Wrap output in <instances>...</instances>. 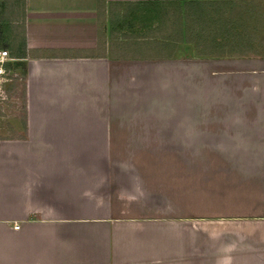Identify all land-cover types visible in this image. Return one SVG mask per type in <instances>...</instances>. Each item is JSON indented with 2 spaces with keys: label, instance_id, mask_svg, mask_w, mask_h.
I'll return each instance as SVG.
<instances>
[{
  "label": "crops",
  "instance_id": "crops-1",
  "mask_svg": "<svg viewBox=\"0 0 264 264\" xmlns=\"http://www.w3.org/2000/svg\"><path fill=\"white\" fill-rule=\"evenodd\" d=\"M121 3L234 8L196 42ZM19 4L0 264H264V0Z\"/></svg>",
  "mask_w": 264,
  "mask_h": 264
},
{
  "label": "rangeland",
  "instance_id": "rangeland-1",
  "mask_svg": "<svg viewBox=\"0 0 264 264\" xmlns=\"http://www.w3.org/2000/svg\"><path fill=\"white\" fill-rule=\"evenodd\" d=\"M19 5V0H2L0 3V51H7L5 75L0 83V136L5 135L10 122L14 120L24 121L23 67L20 65L17 72L13 69V66L16 63L18 64L19 61L13 58V56L19 54L18 44H20L21 39V24L18 22L20 20ZM243 6L244 8H248L249 11L254 9L253 6L257 7V5L252 6L249 4H243ZM232 8H234V6L231 7L225 4L211 5L210 7L207 4H193L188 7L186 5L176 6L172 3H162L161 5L150 7L121 3L118 5L116 11L120 15H124V18L127 16L126 13L128 12L133 13L134 11H139L140 14H138L140 16L132 20H134L135 25H137V22L143 23L147 21H152L151 25H153V22L157 23L156 28L159 30H155L152 33L153 35L159 32V34L161 33V35L168 38V40L173 38H194L196 42H201L203 35L207 36L208 34H212V28L209 27L207 23L209 22V13L219 14L224 11L227 13ZM143 12H145L143 16H149L150 18H143ZM153 16H157V18L153 19ZM12 21L14 22L12 23ZM229 23L230 22L223 24L222 34H225L227 30H229L227 32L230 33L233 31L237 33L240 31L248 33L247 30L249 29L257 30V28H259V23H257L255 17L243 19V23L238 24L236 28L234 25H229ZM205 27L207 28L205 29ZM214 30L216 31L217 29ZM4 45L7 47H3Z\"/></svg>",
  "mask_w": 264,
  "mask_h": 264
},
{
  "label": "built area",
  "instance_id": "built-area-1",
  "mask_svg": "<svg viewBox=\"0 0 264 264\" xmlns=\"http://www.w3.org/2000/svg\"><path fill=\"white\" fill-rule=\"evenodd\" d=\"M7 62V51H0V83L5 75V63Z\"/></svg>",
  "mask_w": 264,
  "mask_h": 264
}]
</instances>
